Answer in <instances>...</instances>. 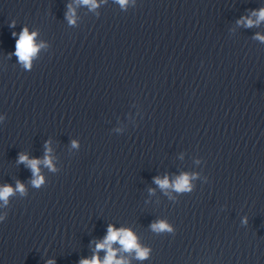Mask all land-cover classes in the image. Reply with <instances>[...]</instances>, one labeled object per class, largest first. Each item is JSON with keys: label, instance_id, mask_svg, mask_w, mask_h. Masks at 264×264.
<instances>
[{"label": "clouds", "instance_id": "obj_1", "mask_svg": "<svg viewBox=\"0 0 264 264\" xmlns=\"http://www.w3.org/2000/svg\"><path fill=\"white\" fill-rule=\"evenodd\" d=\"M117 3L124 7L128 0H116ZM79 3L90 6L91 8L97 7L96 0H79ZM69 7V12L65 13V18L67 19L70 25L75 24L74 17V9ZM69 13H72L71 15ZM253 15L256 16V20H252L251 18L241 17V20L237 21V23H244L246 27L258 26L260 22H264V8L259 9L258 11H254ZM10 27H15L14 22L10 25ZM13 37H17V33H12ZM37 36L36 32H30L27 27H23L19 33L18 38L16 39L15 44V52L13 55L17 57L18 62H20L27 71H31L32 68V59L37 56L40 48L44 47L43 44H37L35 42V38ZM255 39L264 42V35L256 34ZM48 141L45 142V157L43 160L32 158L29 159L27 154H19L17 163H23L26 167H28L32 172V180L31 184L33 187L39 189L44 183V177L40 173V164L43 163L46 167L51 171H55L54 165L52 163V159L50 156L51 148L48 147ZM72 146L77 147V142L75 140L72 141ZM190 175L187 173H182L180 176L176 178V180L170 183L167 176L163 179L159 177L154 178V183H156L162 190H166L168 188H173L178 193L191 192L192 185L190 183ZM20 192L22 195L26 194L25 186L19 180L16 181L15 189L9 185L5 184L0 186V201L4 202L6 206L8 203V198L12 196L15 192ZM4 217L0 216V221H3ZM243 223H247V219L245 218ZM151 229L156 232L173 231L172 227L165 221H157L153 222L150 225ZM114 243H118L124 252H133L136 253V258L140 260L147 259L149 250L144 248L137 243V238L134 233L129 229L124 228H115L113 225H109L107 229V235L103 239V241L98 242L96 244L97 250L105 249L107 254L103 261H101L97 255H93L91 260L83 259L80 261V264H129L127 260L124 258L117 259V250L113 249L112 245ZM46 264H55L54 260L46 261Z\"/></svg>", "mask_w": 264, "mask_h": 264}]
</instances>
